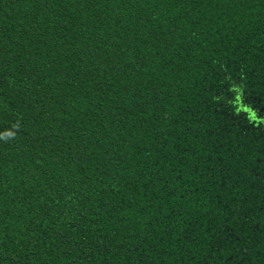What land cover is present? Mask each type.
I'll list each match as a JSON object with an SVG mask.
<instances>
[{
    "label": "trees",
    "instance_id": "obj_1",
    "mask_svg": "<svg viewBox=\"0 0 264 264\" xmlns=\"http://www.w3.org/2000/svg\"><path fill=\"white\" fill-rule=\"evenodd\" d=\"M0 264H264V0H0Z\"/></svg>",
    "mask_w": 264,
    "mask_h": 264
}]
</instances>
